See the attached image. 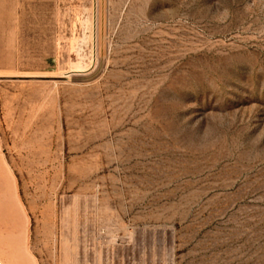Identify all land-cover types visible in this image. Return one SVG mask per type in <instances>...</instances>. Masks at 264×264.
Masks as SVG:
<instances>
[{
	"label": "rangeland",
	"instance_id": "1",
	"mask_svg": "<svg viewBox=\"0 0 264 264\" xmlns=\"http://www.w3.org/2000/svg\"><path fill=\"white\" fill-rule=\"evenodd\" d=\"M2 260L264 264V0H0Z\"/></svg>",
	"mask_w": 264,
	"mask_h": 264
},
{
	"label": "crops",
	"instance_id": "2",
	"mask_svg": "<svg viewBox=\"0 0 264 264\" xmlns=\"http://www.w3.org/2000/svg\"><path fill=\"white\" fill-rule=\"evenodd\" d=\"M3 261V260H2ZM0 264H7L5 261H3V263L0 262Z\"/></svg>",
	"mask_w": 264,
	"mask_h": 264
},
{
	"label": "bare ground",
	"instance_id": "3",
	"mask_svg": "<svg viewBox=\"0 0 264 264\" xmlns=\"http://www.w3.org/2000/svg\"><path fill=\"white\" fill-rule=\"evenodd\" d=\"M77 64H78V63H77ZM78 66H80V64H79Z\"/></svg>",
	"mask_w": 264,
	"mask_h": 264
}]
</instances>
